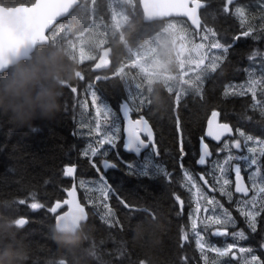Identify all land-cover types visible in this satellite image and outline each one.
<instances>
[{"label":"trees","instance_id":"trees-1","mask_svg":"<svg viewBox=\"0 0 264 264\" xmlns=\"http://www.w3.org/2000/svg\"><path fill=\"white\" fill-rule=\"evenodd\" d=\"M204 1L199 30L181 18L144 22L139 0H81L68 16L49 30V42L40 45L64 47L68 52L69 65L75 70L74 78L64 87L61 112L54 120L35 121L33 128L17 127L7 117H0V212L8 214L10 211L15 218L28 220L25 226L17 227V238L31 248L28 264H59L62 259L68 264V254L51 239V229L58 212L52 214L48 208L65 199L72 179L63 176V168L74 164L77 166L75 179L80 199L88 211L85 223L91 235L78 253L83 264H213L214 261L216 264H242L243 257L248 254L234 249L235 259L231 254L229 257H218L207 249L201 252L196 245L189 211L199 197L185 180L184 170L197 177L196 182L204 196H214L234 211L232 214L238 221V228L244 229L248 237L238 240L231 235L212 236L211 232L219 227L213 226L204 233L205 241L216 247L232 243L252 247L256 254L264 256V248H261L264 243V219L258 223L257 232L252 233L235 205L229 204L218 190L209 191L198 179L200 174H206L209 184L219 189L220 184L207 173L212 170L213 161L222 162L227 155L226 151H217L225 140H243L236 132L237 128L264 140V115L260 114L264 105V90L257 87L256 100L252 99L251 92L243 96L225 95L229 86L234 85L239 91L241 85L247 88L250 80L264 78V0H235L228 5L227 13L223 11L226 0ZM31 2L33 0H0L6 6ZM236 7L245 9L243 25L241 18L235 14ZM249 27L254 29L252 35L243 37L241 33ZM205 32L208 40L203 39ZM182 34L196 55L198 43L205 44V49H210V44L217 40L232 46L227 53L222 49H213L212 56H207L205 65L210 64L214 57H221L222 63L216 72L204 66L203 71H193L190 65H183L182 69L178 65L174 42ZM238 36L240 39L236 40ZM167 50H171L170 59L165 56ZM102 51L109 57V66L95 71L93 66ZM198 72L202 77L200 81H197ZM71 87H76L77 92L72 93ZM93 91L100 97L98 104H108L118 115L120 103L129 96L134 103L143 102V109L133 113V116L144 115L149 120L159 152V156L153 159L171 173L170 176L156 174L151 178L128 175V169L120 163L117 153L124 161L139 166L151 150H145L140 157H136L124 151L122 139L115 149L106 145L108 159L118 164L117 169H109L105 174L114 189L106 201L113 210V215L108 217L104 216L107 210L99 193L89 191L95 187L91 181L97 179L98 174L91 168L89 159L82 155L93 138L74 135L87 133L88 128L81 125H95V107L91 103ZM177 94L180 95L178 105ZM129 103L132 102L129 100ZM214 110L219 111L220 119L228 123L233 132L220 143L209 142L213 156L209 158L208 165L198 166L195 161L199 155L200 137H204L207 117ZM177 117L185 151L189 153L183 159V169L179 160L181 136L176 129ZM242 174L248 180L249 172L243 167ZM215 175L220 177L218 171ZM233 175V172L229 173L232 182ZM81 179L85 180V188L80 187ZM232 187L233 183L228 186L229 190L232 191ZM177 196L184 201L183 213ZM89 197L95 203H90ZM21 199L25 201L23 205L19 204ZM119 200L144 210L129 218V209L124 208ZM33 202L44 207L32 210L30 204ZM200 203L202 208L210 207L205 199H200ZM200 215L203 218L208 214L202 211ZM156 217L165 225L162 244L152 252H146L133 244V228L138 222ZM185 232L189 236L187 241L182 239ZM204 256L208 257L207 261Z\"/></svg>","mask_w":264,"mask_h":264},{"label":"snow or ice","instance_id":"snow-or-ice-1","mask_svg":"<svg viewBox=\"0 0 264 264\" xmlns=\"http://www.w3.org/2000/svg\"><path fill=\"white\" fill-rule=\"evenodd\" d=\"M232 3L233 0H227L223 11L227 13L229 11L228 5ZM203 6L202 0H169L168 11L169 14L186 17L191 21L192 25L199 29L201 21L198 10ZM61 7L62 5L58 0H34L30 5L24 4L18 9V11L23 14L26 21V28L23 31L9 26L8 24L0 27V71H4L8 67L10 58L14 55H18L21 48L34 46L38 41L48 36L46 33L49 21L59 14ZM235 14L241 18V24L243 25L245 9L243 7H236ZM262 30H264V26H262ZM253 31L254 29L249 27V29L243 31L241 35L243 37H249L252 35ZM212 35L215 36L216 34L213 32ZM203 39L208 40V36L205 35ZM235 39L239 40L240 37L238 36ZM231 46L232 45L226 46L224 43L217 40L211 43L209 47L211 49H222L224 53H227ZM205 47L206 45L203 43L197 44L196 52L200 59L194 66L197 70L203 71L202 66H204L207 70L216 72L220 63H222V59L219 56L214 57L210 64L205 65L207 54L202 52ZM201 78L200 72H198L197 81H200ZM81 79H83V77H81ZM258 86L264 90V78L261 80H250L247 88L241 85L239 91L235 90L234 85L229 86V88L225 89V95L243 96L247 92H251L252 99L256 100V89ZM70 90L72 93L77 92L76 87H71ZM99 100L100 97L97 95V92L93 91L91 93V103L95 107L96 119L94 127L81 125L82 128H88L87 133H74V135H86L93 138V141L89 142L86 149L83 150L82 155L89 159L91 168L98 174V178L91 181L95 184V187L89 189V191L99 193L102 198L101 203L107 210L104 216L108 217L113 215V210L106 201L109 200L110 193H114V189L108 183L105 174L109 169H117L118 164L108 159L109 149H106L105 146H109L110 149L117 148L118 143L122 139V132V147L126 152L140 157L145 150H151L144 156L143 163L139 166L134 162L124 161L117 153L120 163L125 164L128 169V175H135L138 178H151L156 174L170 176L171 173L166 171L159 162L153 159L154 156H159V152L154 140L153 128L150 126L149 120L146 119L144 115H138L136 118L133 116V113H138L143 109V102L138 101L134 103L129 96L125 102L120 104L118 115L108 104L103 102L98 104ZM129 100L132 102L131 104ZM179 101L180 95L177 94V105ZM257 103L259 104L261 102L257 101ZM260 114L264 115V105L261 107ZM219 116L220 113L218 111L211 112V118L207 121V131L205 134L216 142H221L222 137L233 132V128L230 127L228 123L218 122ZM121 120H123V128L121 127ZM176 129L181 136L179 160L180 167L183 169V159L189 153L185 151L179 117L176 118ZM236 132H238L239 137H242L243 140L239 138H232L231 142L225 140L222 147L218 148L217 151H226L227 155L222 162L213 161L212 170L207 173V175L213 177L217 184H220L219 189L209 185V181L205 178L206 174H200L198 179L203 181L204 185L209 186L211 191L215 192L218 190L221 196L227 198L229 204H234L236 211L239 213L240 217L244 219L246 227L252 233H256L258 223L261 219H264V140L256 139L253 135L246 134L239 128L236 129ZM250 144L258 145V147L250 146ZM233 149L236 151L233 152ZM212 156L213 152L210 151L209 144L205 143L204 137L201 136L199 155L195 163L199 166H206L209 163V158ZM242 167L244 171L249 172L248 180L250 184L245 183V177L242 175ZM217 171L220 173L219 178L215 175ZM76 172V165H66L63 168L64 177H74ZM230 172H234L235 175L234 192L241 194L242 198L233 199L234 193L228 188V186L233 183L229 178ZM183 176L190 185V188L195 189V195L199 197V199L196 200L194 208H191L189 211V219L191 231L195 237V243L201 252L207 249L208 251L215 252L218 257H229L231 254V257L235 259L236 252L234 249H236L240 253L248 254L243 257L242 264H264V256L256 254L252 247H240L236 243L228 244L226 247H216L205 241L204 233L213 226L219 227H216L215 230L211 232L212 236L223 237L231 235L234 239L238 240H246L248 237L244 229L238 228V221L229 208L225 207V205L214 196L208 198L203 195V190L196 182L197 177H194L188 170L183 171ZM80 187H86L84 179L80 180ZM67 196L68 199H64L63 203L59 201L56 202L54 206L48 208V211L52 214H56L58 209L67 206V211L63 212V214L55 215L56 224L59 225L64 221L73 226H78L82 221L88 219V213L86 212L85 206L77 200L75 186L67 191ZM88 199L90 203H95L91 200V197ZM200 199H205L207 205L210 207L202 208ZM176 200L179 201L181 206L180 210L181 213H183L184 201L181 200L179 196L176 197ZM24 203L25 201L23 199L19 200V204L23 205ZM119 203L122 204L124 208L129 209V218L137 211L144 210L137 206H130L124 200H119ZM42 207H44V205L41 203L33 202L30 204L32 210H38ZM202 211L208 215L201 218L200 214ZM27 223L28 220L26 218H15L17 227H23ZM229 229H234V231L230 232ZM182 239L184 241L189 239L187 232H185ZM261 248H264V243L261 244ZM203 259L207 261L208 257L204 256ZM59 264H65V261L62 259ZM213 264H216V262L214 261Z\"/></svg>","mask_w":264,"mask_h":264},{"label":"clouds","instance_id":"clouds-1","mask_svg":"<svg viewBox=\"0 0 264 264\" xmlns=\"http://www.w3.org/2000/svg\"><path fill=\"white\" fill-rule=\"evenodd\" d=\"M165 56L170 59L171 50ZM74 71L67 50L60 45L30 46L26 55L12 56L8 67L0 71V117L20 128H33L37 120H54L61 112L63 90L74 78ZM164 230L159 217L146 219L134 226L132 242L152 252L162 244ZM17 232L11 212H0V264H28L31 248L17 238ZM51 239L68 254V264H83L78 253L91 239L84 221L78 226L55 223Z\"/></svg>","mask_w":264,"mask_h":264},{"label":"water","instance_id":"water-1","mask_svg":"<svg viewBox=\"0 0 264 264\" xmlns=\"http://www.w3.org/2000/svg\"><path fill=\"white\" fill-rule=\"evenodd\" d=\"M80 1L81 0H58V2L62 5L61 10H60V12H59V14L57 16L53 17L52 20L49 21V26H48V30H47L46 34L48 35L49 30L59 20H61L62 18L68 16V14L80 3ZM33 2H34V0H33ZM33 2H31V3H33ZM31 3H29L28 5H30ZM202 3L204 5V3H205L204 0H202ZM24 4H26V3H20V4H16V5L6 6V5H3V4L0 3V27H3L5 24H8L9 26L15 27L16 29H18L20 31H23L26 28V21H25V19L23 17V14L21 12H19L18 9ZM139 5H140V9L142 11V17H143V21L144 22H151V21H154V20H162V19H169V18H184L189 23V25L191 27L197 29L196 26L192 25L191 21L188 20L186 17L169 14V11H168L169 0H139ZM200 11H201V9L198 10V15H199V18H200V21H201V24H202V18H201V15H200ZM201 24H200V27H201ZM48 42H49V35L46 38H43L41 41H38L34 46H38L40 44H45V43H48ZM28 52H29V48L23 47V48L20 49L18 55H26ZM108 65H109L108 59L106 57L102 56V57L97 59V61L95 62L94 66H93V69L95 71L104 70V69H106L108 67ZM214 111H218V110H214ZM134 118H136V117H134ZM209 118H211V113L208 115L206 123H205L204 142L208 143V144H209V142L220 143V142H216V141L212 140L210 137H207L205 135L206 131H207V121H208ZM218 122L219 123H226V122H224V121H222L220 119V116L218 117ZM150 126H151V124H150ZM122 128H123V124H122ZM228 135L229 134H226L224 137H222L221 142ZM199 147H200V145H199ZM124 151H125V149H124ZM210 151H211V148H210ZM75 176H76V174L74 175V177H70L72 179V181H71L70 187L66 190L65 199H68L67 191L71 190V188L73 186H75L76 187V191H77V200L83 206H85V204L80 199V194H79V191H78V188H77V182H76ZM234 182H235V176L233 178V189H234ZM245 183L248 184L246 179H245ZM206 187H207L208 190H210L209 186H206ZM237 194H239V193H237ZM59 202L63 203V200L59 201ZM85 209H86V212L88 213L86 206H85ZM65 211H67V206H63L61 209H58V211H57L58 214L57 215L63 214V212H65ZM21 218H24V217H21ZM86 221H84V222H86ZM55 223H56V221H55Z\"/></svg>","mask_w":264,"mask_h":264},{"label":"rangeland","instance_id":"rangeland-1","mask_svg":"<svg viewBox=\"0 0 264 264\" xmlns=\"http://www.w3.org/2000/svg\"><path fill=\"white\" fill-rule=\"evenodd\" d=\"M168 25H173V23H169ZM205 35H206V32H205ZM197 36L203 37L201 35H197ZM178 38H180V39L174 40V42L176 41L175 42V44H176V51H177V57L179 59V64L178 65H180L182 69H183V65H190V66H192V70L193 71L197 70L194 65L196 63H198L200 57L198 55H196V53L195 54L193 53V49L188 44V40H187V38L185 37L184 34L178 36ZM211 50H213V49L207 48V49H203L202 52L203 53H206L207 56L211 57L212 54L214 53V51H211ZM140 52H141V50H140ZM100 56H104L107 59L109 58L108 55H107V53L105 51H102ZM137 59L139 61V57H137ZM138 63L139 62H136V64H138ZM233 174H234V172H233Z\"/></svg>","mask_w":264,"mask_h":264},{"label":"flooded vegetation","instance_id":"flooded-vegetation-1","mask_svg":"<svg viewBox=\"0 0 264 264\" xmlns=\"http://www.w3.org/2000/svg\"><path fill=\"white\" fill-rule=\"evenodd\" d=\"M233 2H235V0H233ZM226 3H227V0H226ZM167 19H162V20H157V21H153V22H151V23H154V22H159V21H166ZM108 62H110V60H109V58H108ZM247 182H248V180H247ZM248 184H250L249 182H248ZM232 191H233V193H234V195H235V199H238V198H242V195L241 194H237V193H235L234 192V189H233V187H232ZM205 207V206H204ZM231 212H234L233 210H230Z\"/></svg>","mask_w":264,"mask_h":264},{"label":"bare ground","instance_id":"bare-ground-1","mask_svg":"<svg viewBox=\"0 0 264 264\" xmlns=\"http://www.w3.org/2000/svg\"><path fill=\"white\" fill-rule=\"evenodd\" d=\"M205 2V1H204ZM205 4V3H204ZM69 15V14H68Z\"/></svg>","mask_w":264,"mask_h":264}]
</instances>
